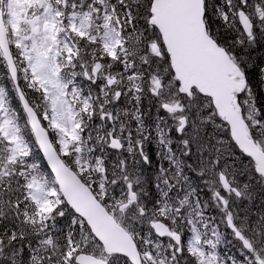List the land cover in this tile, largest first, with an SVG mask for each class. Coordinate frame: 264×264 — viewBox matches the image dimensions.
<instances>
[{
	"label": "snow or ice",
	"instance_id": "1",
	"mask_svg": "<svg viewBox=\"0 0 264 264\" xmlns=\"http://www.w3.org/2000/svg\"><path fill=\"white\" fill-rule=\"evenodd\" d=\"M0 264H264V0H0Z\"/></svg>",
	"mask_w": 264,
	"mask_h": 264
}]
</instances>
